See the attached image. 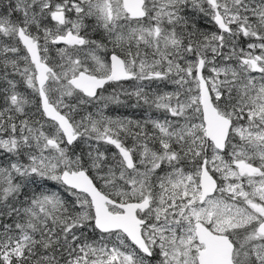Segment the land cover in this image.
<instances>
[{
    "label": "snow or ice",
    "instance_id": "6c2138e0",
    "mask_svg": "<svg viewBox=\"0 0 264 264\" xmlns=\"http://www.w3.org/2000/svg\"><path fill=\"white\" fill-rule=\"evenodd\" d=\"M0 264H264V0H0Z\"/></svg>",
    "mask_w": 264,
    "mask_h": 264
},
{
    "label": "trees",
    "instance_id": "16d2710c",
    "mask_svg": "<svg viewBox=\"0 0 264 264\" xmlns=\"http://www.w3.org/2000/svg\"><path fill=\"white\" fill-rule=\"evenodd\" d=\"M119 114L128 115L131 117H139L142 114V110H133L131 108H121L119 109Z\"/></svg>",
    "mask_w": 264,
    "mask_h": 264
}]
</instances>
